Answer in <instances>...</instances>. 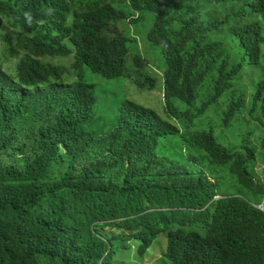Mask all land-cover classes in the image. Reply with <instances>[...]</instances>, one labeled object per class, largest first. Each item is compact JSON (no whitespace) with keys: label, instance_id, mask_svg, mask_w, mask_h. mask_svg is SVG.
Masks as SVG:
<instances>
[{"label":"trees","instance_id":"1","mask_svg":"<svg viewBox=\"0 0 264 264\" xmlns=\"http://www.w3.org/2000/svg\"><path fill=\"white\" fill-rule=\"evenodd\" d=\"M130 2L156 15L147 38L164 46L163 98L181 127L134 101L112 127L94 126L85 79L128 76L131 38L111 26L130 18L113 2L0 0V264H264L253 205L264 193V0ZM214 6L226 14L213 17ZM132 62L145 66L139 54ZM63 79L82 83L68 99L88 126L43 120L30 103L28 91ZM214 116L243 120L240 146L216 142ZM173 135L178 158L165 146ZM226 175L256 200L222 192ZM206 206L193 218L181 210Z\"/></svg>","mask_w":264,"mask_h":264},{"label":"rangeland","instance_id":"2","mask_svg":"<svg viewBox=\"0 0 264 264\" xmlns=\"http://www.w3.org/2000/svg\"><path fill=\"white\" fill-rule=\"evenodd\" d=\"M113 2V5L119 9L124 10L130 19H137L136 22H132L130 19L123 20L118 23L112 24L111 29H115L119 35L131 38L129 42V53L127 68L131 75L129 79L131 85L129 92L133 93L132 96H128L127 92V77H120L110 80L99 79L97 76L91 74V82L95 84L96 94L99 97V107L102 115L105 117L109 114L112 108L117 109L123 102L124 98L132 99L138 103H145L152 109L159 113L164 114L165 102L163 100V88H164V72L167 69V58L164 53V46L162 44H156L151 42L147 37L149 31L152 29L155 23L156 15L150 11L135 12L131 6L130 0H108ZM210 11L213 17L221 18L227 12L226 8L221 6H214L213 8H206ZM261 23L264 25V11L259 16ZM111 35V34H110ZM112 36V35H111ZM139 54L145 60V66L137 67L133 64L134 57ZM71 60V57L69 58ZM67 59L64 63L69 64L70 60ZM264 67V58L262 60ZM148 76L155 79V86L153 88L139 87L135 80H144ZM179 100H175V103H179ZM174 121L182 123L183 120ZM242 119L233 121L231 124H223L217 116H214L210 121L213 133L216 137V142L222 144L226 148L231 146H240V136H243L245 131H241ZM231 150V149H230ZM167 151L180 157V149L177 135L171 137V142L168 143ZM162 149H159L158 153H161ZM257 164V176L262 178L264 176V151L258 148L256 152ZM263 160V161H262ZM254 163V159L248 162L249 168ZM206 170H212L213 166L208 163L204 164ZM227 176V177H226ZM221 179V190L223 191H236L235 193H241L245 197L256 200V198L248 192L246 189L238 187L235 183V179L226 175ZM225 185V186H224ZM160 241V240H158ZM154 247L157 246V242L154 243ZM154 248L152 249V252ZM151 252V253H152ZM158 256L155 257L157 259Z\"/></svg>","mask_w":264,"mask_h":264},{"label":"clouds","instance_id":"3","mask_svg":"<svg viewBox=\"0 0 264 264\" xmlns=\"http://www.w3.org/2000/svg\"><path fill=\"white\" fill-rule=\"evenodd\" d=\"M64 65H66V64L64 63ZM127 72H128V76H124V77L128 78V81L126 84L127 89H128L127 95L132 96L133 93L129 92V88L131 85L129 79L131 78V75H130L128 69H127ZM95 76H97L99 79H104V80L120 78V77H116V76L115 77H107L104 75H102V76L95 75ZM149 77H151V76H149ZM151 78H153V77H151ZM163 78H164V75H163ZM91 79L92 78L89 77L88 79H85V81L87 80V84L89 85L88 89L90 91L92 102H93L94 126L105 125L107 127H112V124H113L112 120L114 119L115 116H117L118 113H120L123 110V107L126 105L127 101H134V100L129 99L127 97L124 98L122 104L117 109L112 108L110 110L109 114L104 117L102 115V112L100 111V107L98 104L99 97L96 94L95 84L90 81ZM135 83L140 87V85L136 81H135ZM81 84L82 83H76V82L64 80V79L63 80H52L50 82V84L47 86H41V87H38L36 89H31L30 91H28L27 96L31 100V102H30L31 104L42 109V111L40 113V117L43 120L44 119L52 120L55 117H61L62 115L66 114V115L70 116L71 118H73L76 122H78L82 125L88 126L91 122L90 113L86 110V108L84 106L68 99V96L73 94L75 92V90L77 89V87ZM154 86H155V79H154ZM153 87H151V88H153ZM163 95H164V88H163ZM163 100H164V98H163ZM134 102H136V101H134ZM139 104H142L143 106L151 108L145 103H139ZM62 109L63 110L67 109L69 111H61ZM163 111H164L163 112L164 114H162V113H160V114L164 118H167L171 123H173L177 127L183 126L182 123H178V122L174 121V119H176V120H179V119L174 117L167 110L166 103H165V109ZM85 114H86V116H85ZM115 121H116V119H115ZM195 121L197 122V121H199V119L196 118ZM200 121H202L203 123H206L207 118L200 119ZM123 123H125V122H123L121 119H119L118 125L123 124ZM209 124H210V122H209ZM169 142L170 141H167L165 143L166 149L168 147ZM208 179L211 182H214L216 177L211 176ZM238 195H240V194H238ZM221 197H224V195L217 192L213 196V200L219 199ZM263 198H264V193L260 196L259 201L257 203H253V205L257 209H259L260 211H262L264 213V210H262L258 207V205L262 203ZM206 208H207V206L204 208H198V207L197 208H181V210H183V212L186 213L185 217L193 218L195 216L200 215L202 212L206 211Z\"/></svg>","mask_w":264,"mask_h":264},{"label":"built area","instance_id":"4","mask_svg":"<svg viewBox=\"0 0 264 264\" xmlns=\"http://www.w3.org/2000/svg\"><path fill=\"white\" fill-rule=\"evenodd\" d=\"M258 207H259L260 209L264 210V198H263L262 203L259 204Z\"/></svg>","mask_w":264,"mask_h":264}]
</instances>
